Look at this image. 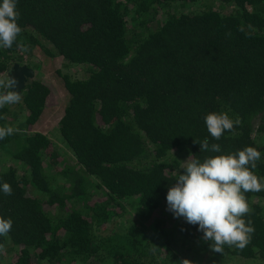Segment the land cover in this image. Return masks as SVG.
<instances>
[{"label": "trees", "instance_id": "1", "mask_svg": "<svg viewBox=\"0 0 264 264\" xmlns=\"http://www.w3.org/2000/svg\"><path fill=\"white\" fill-rule=\"evenodd\" d=\"M16 10L22 31L0 48V77L36 51L88 75L57 70L68 93L57 130L72 161L33 128L56 104L49 82L33 76L17 109L0 108V127L17 129L0 140L11 264H264V190L245 193L251 242L220 253L166 202L188 158L254 147L264 178V0H17ZM212 112L241 123L216 140L204 123ZM204 139L221 151H200L193 140ZM128 212L136 217L104 233Z\"/></svg>", "mask_w": 264, "mask_h": 264}, {"label": "clouds", "instance_id": "2", "mask_svg": "<svg viewBox=\"0 0 264 264\" xmlns=\"http://www.w3.org/2000/svg\"><path fill=\"white\" fill-rule=\"evenodd\" d=\"M16 4L17 0L0 2V48H11L22 31L17 23L19 13ZM17 46L21 51H27L22 42ZM15 84L8 73L0 78V89H4L0 92V108L20 102L21 95L9 91ZM204 123L211 137L219 140L225 131H232L240 125L241 120L239 117L233 120L225 112H212L204 117ZM16 131L11 126L0 127V140ZM193 143L200 145V151H221L218 144L209 145L207 139L193 140ZM260 158L261 153L254 147H245L227 155L206 156L202 162L188 158L182 162L183 173L168 188L167 210L190 225H198V231L203 233L204 240L211 242L214 252H222L225 245L244 249L254 233L251 221L243 219L250 212L245 193L264 190V178L253 171ZM0 191L11 195V185L6 182L0 184ZM12 223L10 218L0 217V237H8ZM4 253L5 244L0 243V254ZM179 264L191 262L183 259Z\"/></svg>", "mask_w": 264, "mask_h": 264}, {"label": "rangeland", "instance_id": "3", "mask_svg": "<svg viewBox=\"0 0 264 264\" xmlns=\"http://www.w3.org/2000/svg\"><path fill=\"white\" fill-rule=\"evenodd\" d=\"M197 7L198 4L193 6L186 5L183 7L181 6L180 10L184 9L186 11H191L192 9H196ZM215 7L217 9H224L225 6L223 7V5L215 3ZM177 10H179L178 7L177 9H175V11ZM47 46L49 47V45ZM63 62L64 61L59 56L50 57L36 51L32 56L26 59V62L24 64H26L29 68L33 70L34 77L41 78L44 81L49 82L51 86H54L53 89L56 93V104L53 107H46L43 110L41 116L33 125V128L37 131L43 132L51 139L57 152L63 157L64 160L72 161V155L68 151V148L59 138V133L57 130V121L62 114L63 106L67 103L68 100V93L62 85L61 76L59 73H57V70H59L61 73L69 74L71 77L74 78H85L88 73L84 65H64ZM0 78H3V76H1ZM10 106L11 108L17 109L15 104H10ZM133 217L136 216H134L133 213L128 212L124 215L122 220L120 217L111 218L107 224V228L105 229L104 233L110 232L112 228L118 227L119 224H122L125 220H129ZM231 261L234 264H258L257 260L240 256H233ZM0 264H11L10 253H6L0 257Z\"/></svg>", "mask_w": 264, "mask_h": 264}, {"label": "water", "instance_id": "4", "mask_svg": "<svg viewBox=\"0 0 264 264\" xmlns=\"http://www.w3.org/2000/svg\"><path fill=\"white\" fill-rule=\"evenodd\" d=\"M8 77L16 81L15 87L9 88V91L20 93L25 87L28 79L33 77V70L26 64L14 63L7 70ZM6 73V74H7Z\"/></svg>", "mask_w": 264, "mask_h": 264}]
</instances>
